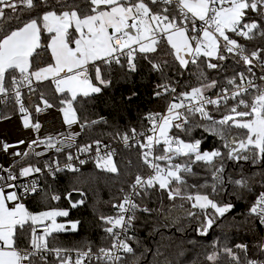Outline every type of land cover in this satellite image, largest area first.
<instances>
[{
	"label": "snow or ice",
	"instance_id": "snow-or-ice-1",
	"mask_svg": "<svg viewBox=\"0 0 264 264\" xmlns=\"http://www.w3.org/2000/svg\"><path fill=\"white\" fill-rule=\"evenodd\" d=\"M22 12L30 14L27 21L20 19ZM32 13L35 15L32 16ZM14 21L17 26L9 30ZM42 31L50 34V42L44 47L50 49L53 62L33 69L32 58L40 55L37 50L42 47ZM233 36L247 41L264 40V0H0V97L14 95L19 111L25 114L26 128L39 129L41 125L31 121L21 89L27 87L35 92L33 84L45 81L54 85V92L60 94L59 103L64 105L60 110L67 125L79 124L84 129L108 124L104 116L95 120L85 118L82 122L74 105L78 97L84 98L81 108L86 109V105L92 102L89 98H98L105 88L110 87L113 81L106 77L116 71L115 66L126 68L123 77L135 73L138 54L148 61L151 71L160 74L161 82L154 86L153 96L168 97L163 113L149 112L141 117V124L146 120L148 127L143 130L137 127H129L127 131L115 130V138L126 147L137 146L140 149V159L151 169V174L147 177L136 174L130 191L125 193L118 205H113L118 208V214L100 217L108 225L104 231L111 238L109 247H101L98 252H93L91 247L86 250L50 247L48 237L65 230L64 225L56 222V217L67 216V211L34 214L23 203L9 207L7 202L18 201L19 197L16 192L5 194L0 187V264H53L50 257H54L55 264H85L86 260L91 264L93 259L103 261V264H129L130 257L131 264H141L144 254L137 255V249L130 243L136 238L129 236L128 232L134 227L137 210L151 211L147 207L141 209L136 198H148L153 191H165L170 200L177 197L185 199L191 202L192 208L203 212L207 219L202 234H206V229L214 223L209 209L221 217L231 211L234 205L221 204L208 193L185 191L186 187H210L212 193L222 189L225 184L224 153L219 149L202 151L203 140H186L178 133L191 137L194 129L202 128L224 142L228 159L264 162V83L255 82L257 77L254 72V68H259L262 74L258 79L264 81V47L248 52L245 45ZM162 40L171 49L164 55H172L185 70L191 71L190 64L195 66L192 74L199 82L197 86L177 92V88L168 82L165 67L169 62L150 58V54L160 51ZM225 53L234 57L237 64L243 62L251 75L236 72L227 79L231 89L218 88L213 99L206 92L217 89L218 81L209 79L205 69L223 70V65L212 60H227L229 55ZM201 57L206 58L203 67ZM238 79L241 83H237ZM137 95L133 92L126 97V103H131ZM39 98L43 107L33 105L36 112L53 107L44 93L41 92ZM229 101H232L231 105ZM209 105L216 111L224 109L221 118L216 119L212 115ZM234 128L244 130L242 138L237 139L231 134ZM73 139L71 134L65 137V140ZM51 141L49 137L48 148L62 151ZM93 145L99 153L101 140H94L79 151L89 152ZM7 147L4 145L5 150ZM113 155L114 151L106 152L100 157L103 163L98 166L117 173ZM181 157L185 159L174 162ZM67 159L71 161L73 156L69 154ZM218 159L220 163L216 164ZM160 162H165L164 166ZM199 162L209 166L206 170L210 171L213 182L209 184L205 179L203 184L189 186L186 177L198 175L193 165ZM80 163L85 161L80 160ZM48 167L52 171L51 166ZM66 167L71 168L72 165ZM56 170H60L58 165ZM34 172L40 173L41 168L25 167L21 175L29 176ZM9 179L15 177L9 176ZM230 183L249 188L244 177ZM25 192H37L35 182L26 187ZM53 199L59 197L54 196ZM249 214L264 225V192L251 206ZM188 215L196 216L197 213L189 211ZM46 222L44 232L38 235L35 225ZM72 229H76V223H73ZM19 243L26 244V247H19ZM235 249L238 251L228 247L221 250L214 248L206 260L217 264L223 255L228 258L229 264H264V258L248 257V245L238 244ZM257 249L264 256V240L257 245ZM69 252H74L75 258Z\"/></svg>",
	"mask_w": 264,
	"mask_h": 264
},
{
	"label": "trees",
	"instance_id": "trees-1",
	"mask_svg": "<svg viewBox=\"0 0 264 264\" xmlns=\"http://www.w3.org/2000/svg\"><path fill=\"white\" fill-rule=\"evenodd\" d=\"M29 15L27 12H22L20 19L27 21ZM31 15L34 16L35 13ZM16 26L14 21L9 30ZM49 38L50 34L42 31V47L37 50L40 55H34L32 58L33 69L53 62L50 49L44 47L49 43ZM236 38L245 45L248 52L264 47V40L259 38L252 41ZM165 52L170 53L171 49L162 40L160 51L150 54V58L169 62V65L165 67V72L168 82L177 88V92L197 86L199 82L192 74L195 71V66L190 64L191 71L185 70L179 66L172 55H164ZM225 55H229L225 61L212 60L214 63L223 65V70L205 69L208 78L216 79L218 85L226 84L228 78L245 69L243 62L237 64L234 57L227 53ZM205 59L204 57L200 58L201 67H203ZM97 63L102 64L100 61ZM89 67L91 75V66ZM115 67L116 71H113L110 77H106L113 81L110 87L105 88L98 98H89L92 102L86 105V109L81 108L84 98L78 97V101L74 105L82 122L85 118L95 120L99 116H104L109 121L108 124L84 128L83 135L78 141L79 145L91 144L94 140H101L104 143L116 142L118 140L115 138L117 128L120 131H127L129 127H137L138 130H142L148 126V122L145 120L141 124V117L146 116L149 112H161L166 109L168 97L155 98L153 96L154 86L161 82L160 74L151 71L148 61L141 55L137 56V71L127 77L122 76L126 68ZM35 89L36 91L32 93L34 98L39 99V94L42 92L49 102L55 106H61L59 103L61 96L54 92V85L50 82L37 83ZM133 92L138 95L133 98L131 103H126L125 98L132 95ZM64 95L68 96L67 93ZM208 110L216 119L221 118L224 114L223 108L216 111L214 107H209ZM8 113H16V105L2 107L3 116ZM199 122L207 123L206 121ZM178 134L186 140L192 138L203 140L202 151L219 149L224 153L225 184L222 189H217L218 194L212 193L210 187H186L185 191L208 193L219 203H229L234 207L222 217L209 209L208 212L213 215L214 223L211 228L206 229V234H202L205 231L203 224L207 217L199 209L192 208L191 202L179 197L170 200L163 190L153 191L150 197L143 200L138 198L137 203L140 204V208L147 207L151 210L150 212L137 210L134 227L130 231V236L136 238L130 243L137 249V255L144 254L141 264H210L206 260V256L214 248L221 250L228 247L238 251L235 249L238 244L248 245L247 255L249 258H264L257 249V245L264 240V225H260L256 217L249 214V209L255 203L257 196L264 190V162L253 163L252 160L234 161L228 159V149L224 148V142L219 137L205 132L202 128L194 129L191 137L184 136L182 133ZM231 134L239 139L244 135V130L234 128ZM139 152L138 147L119 148L118 154L114 158L118 168L117 173L108 172L91 162V164L81 166L75 171L67 169L58 171L55 177H52L50 172H45V166L48 162L60 158L59 156H50L47 159H36L29 156L22 162V165L37 164L44 169L42 176L44 189L24 199L26 208L35 213L51 207L67 206L70 210L69 218L78 224L76 230L65 229L48 237L50 247L69 250H85L87 247H91L92 250H98L101 247L110 246L111 238L104 231L108 225L100 217L113 215L115 209H113L112 202L124 196V193L134 182L136 174L148 170V167L143 165ZM183 159L185 158H177L174 162H181ZM219 163L218 159L216 164ZM208 167L202 162L193 165V170L198 175L186 177L188 185L203 184L205 179L211 184L213 181L210 171L206 170ZM241 177L248 180L249 188H240L230 183V181ZM72 192H80L82 195L75 206L70 204L72 201L69 195ZM54 196L59 199H53ZM189 211L195 212L197 215L189 216ZM19 247H26V244L19 243ZM243 255L241 253L242 257ZM91 264H103V262L93 260ZM129 264H131V257ZM217 264H229V260L222 255Z\"/></svg>",
	"mask_w": 264,
	"mask_h": 264
},
{
	"label": "built area",
	"instance_id": "built-area-1",
	"mask_svg": "<svg viewBox=\"0 0 264 264\" xmlns=\"http://www.w3.org/2000/svg\"><path fill=\"white\" fill-rule=\"evenodd\" d=\"M118 43H122V41H118ZM241 72H245L249 76L251 75L247 73L246 66L245 69L242 70ZM254 72L256 73V77H257L255 82L257 84L264 83V81H260L258 79V77L262 74L260 69L254 68ZM237 83H241V81L238 79ZM36 86L37 83H34L33 87L36 88ZM220 87H228L229 89H231L232 86L228 85L227 83L224 85H218L217 89H212L207 91L206 95L215 99L217 90ZM21 91L23 93L22 99L24 101V104L26 107L29 108L31 121L33 123L38 122L41 125V127L39 129H35L32 127L26 128L24 126L25 114L19 111V105L16 103L14 95H9L7 97H0V125L11 124V123H15L19 125L18 130L14 133H12V131L9 129L4 130L0 133V187L4 189L5 194L16 192L17 196L19 197L18 201L7 202L9 207L14 206L15 203H23L25 205L24 203L25 198L33 196L36 193L43 191L44 189V182L42 181L44 169L39 167L37 164L22 165V162L29 156H32L33 158L35 157L36 159H47L50 156H59L60 158L48 162V164L45 166V172L47 173L50 172L51 176L55 177L56 172L58 171H62L66 169L77 170L81 166L91 164V162H94L96 165L97 163H101V162L103 163V161L100 160V157L105 156L106 152L108 151H114V155H113V160H114L115 156L118 154L119 148L129 149V148L137 147V146L126 147L118 139L116 142H105V143L102 142L101 150L99 153H97L95 149V145H93L91 151L81 153L79 151V148L83 147L84 145H79L78 141L82 137L84 129H82L79 124H74L69 126L64 122L63 113L60 110L62 107H64V105L55 106L53 104V107L51 108H46L41 112H36L33 105H40L41 107H43L40 98L39 99L34 98V96L32 95L33 92L30 91L27 87H23ZM245 98L248 99V97ZM229 103H232V101H229ZM12 104L16 105V113L13 114L8 113L3 116L2 107L10 106ZM209 107H213V106L209 105L208 108ZM240 110H245V109H240ZM164 111L165 110L161 111V113H163ZM173 131L176 130L174 129ZM76 133H79V135H75ZM70 134L74 135V139L71 141L65 140V137ZM49 137L52 138L51 141L52 143H55L57 144V147L62 148V151L57 152L55 148L47 147ZM4 145L8 146L6 150L4 149ZM103 145H107L108 147L105 148L103 147ZM17 153H19V155H17ZM69 154L73 156V159L71 161L67 159V156ZM80 160H84L85 163L81 164ZM160 163L162 166H164L165 162H160ZM68 164H71L72 167L71 168L66 167V165ZM57 165L59 166L60 169L58 171L56 170ZM29 166L39 167L41 168V172L40 173L34 172L29 176L21 175L22 169ZM48 166H51L52 171H49ZM138 174L147 177L148 175L151 174V169L148 168L146 172H140ZM9 176H14L15 179H9ZM33 182H35L36 184L37 192L35 193L25 192V188L32 185ZM9 185H12L14 187H9ZM129 191H130V187L127 189L125 193ZM262 192H264V190ZM259 195L257 196V198L259 197ZM122 198L123 196L120 199L113 201L112 206L118 205L121 202ZM137 199L138 198H136V202ZM113 209H115V213L111 216H116L118 214V208L113 207ZM47 223L48 222H46L45 224L35 225L37 234H42L44 232L45 228L47 227ZM130 231L128 232L129 236H130ZM98 250H92V251L98 252ZM68 254L72 255L73 258H75L74 252H69ZM50 260L55 261L54 257H50ZM88 263L89 261L86 260L85 264Z\"/></svg>",
	"mask_w": 264,
	"mask_h": 264
},
{
	"label": "rangeland",
	"instance_id": "rangeland-1",
	"mask_svg": "<svg viewBox=\"0 0 264 264\" xmlns=\"http://www.w3.org/2000/svg\"><path fill=\"white\" fill-rule=\"evenodd\" d=\"M231 35V34H230ZM50 39V38H49ZM50 42V41H49ZM46 66V65H45ZM205 151H210V150H205ZM98 164H102V162L101 163H97V166H98ZM100 167V166H99ZM100 168H102V167H100ZM72 206H75L76 205V203H73V202H71L70 203ZM51 210H59V211H67V213H68V215H69V213H70V210H69V208L67 207V206H61V207H51V208H49V209H45V210H42V211H40V212H44V211H51ZM214 211V210H213ZM40 212H35L34 214H36V213H40ZM58 216V217H56V222L58 223V224H62V225H64V228L66 229V226L67 225H71V228L70 229H72V225H73V223H76V229L78 228V224H77V222L75 221V220H73V219H71V218H69V216ZM218 215V214H217ZM75 229V230H76ZM73 230V229H72Z\"/></svg>",
	"mask_w": 264,
	"mask_h": 264
},
{
	"label": "bare ground",
	"instance_id": "bare-ground-1",
	"mask_svg": "<svg viewBox=\"0 0 264 264\" xmlns=\"http://www.w3.org/2000/svg\"><path fill=\"white\" fill-rule=\"evenodd\" d=\"M19 125L15 124V123H11V124H4V125H0V133L4 130H11L12 133L16 132L18 130Z\"/></svg>",
	"mask_w": 264,
	"mask_h": 264
},
{
	"label": "water",
	"instance_id": "water-1",
	"mask_svg": "<svg viewBox=\"0 0 264 264\" xmlns=\"http://www.w3.org/2000/svg\"><path fill=\"white\" fill-rule=\"evenodd\" d=\"M69 196H70V200L74 203L78 202V200L82 197L80 192H72ZM70 228H71V225L66 226V229H70Z\"/></svg>",
	"mask_w": 264,
	"mask_h": 264
}]
</instances>
